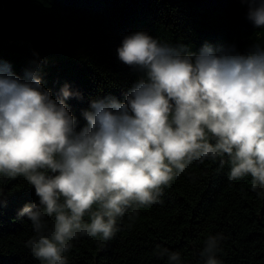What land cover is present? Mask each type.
<instances>
[{"label": "clouds", "instance_id": "clouds-1", "mask_svg": "<svg viewBox=\"0 0 264 264\" xmlns=\"http://www.w3.org/2000/svg\"><path fill=\"white\" fill-rule=\"evenodd\" d=\"M240 2L253 27L264 29V0ZM116 52L137 79L123 102L90 98L79 128L66 104L81 99L79 91L65 83L53 97L38 70L20 77L0 60V177H23L34 188L38 202L17 217L30 222L25 247L41 264H69L82 237L112 240L120 218L163 204L164 189L194 161L228 163L229 182L250 177L264 199V46L241 54L235 45L205 43L192 52L137 31ZM225 239L207 235L201 264H222ZM157 255L184 264L178 251L158 246Z\"/></svg>", "mask_w": 264, "mask_h": 264}, {"label": "trees", "instance_id": "trees-1", "mask_svg": "<svg viewBox=\"0 0 264 264\" xmlns=\"http://www.w3.org/2000/svg\"><path fill=\"white\" fill-rule=\"evenodd\" d=\"M240 0H0V60L23 77L36 69L56 96L67 83L81 99L66 101L77 127L90 98L113 96L123 102L137 73L116 49L122 39L147 32L162 43L197 52L235 45L246 54L264 46V29H255ZM226 159V158H225ZM229 164L193 162L164 189L163 204L118 220L120 231L107 242L99 237L74 241L69 264H167L157 248L181 253L184 264H201L198 252L209 234L222 233V264H264V199L251 190V178L229 182ZM6 204L0 207V264H41L25 247L34 233L17 213L36 203L23 177H0ZM88 217H85L87 220Z\"/></svg>", "mask_w": 264, "mask_h": 264}]
</instances>
